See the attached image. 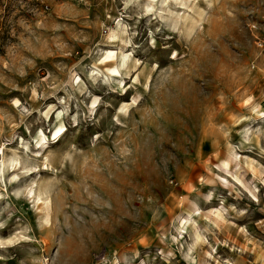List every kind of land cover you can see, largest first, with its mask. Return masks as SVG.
I'll use <instances>...</instances> for the list:
<instances>
[{
	"label": "rangeland",
	"instance_id": "1",
	"mask_svg": "<svg viewBox=\"0 0 264 264\" xmlns=\"http://www.w3.org/2000/svg\"><path fill=\"white\" fill-rule=\"evenodd\" d=\"M3 157L0 264H264V0H0Z\"/></svg>",
	"mask_w": 264,
	"mask_h": 264
},
{
	"label": "bare ground",
	"instance_id": "2",
	"mask_svg": "<svg viewBox=\"0 0 264 264\" xmlns=\"http://www.w3.org/2000/svg\"><path fill=\"white\" fill-rule=\"evenodd\" d=\"M154 1V0H153ZM169 0H159V2H160V7L163 5V4H165V3H167ZM114 53H115V50H113V49H109V50H107L106 51V53H105V56L104 57H106V58H109V57H111V56H113L114 55ZM115 70H117V68H115ZM62 131V125H60L59 127H57L56 129H55V131H54V134H56V135H58V134H60V132ZM11 161H16L17 160V153H14L12 156H10V158H9ZM5 166H6V161H5V159H4V157H3V160H2V163H1V174L2 175H4L5 174ZM220 167H222L224 170H226V171H228L230 174H232L236 179H238V180H241V181H243L242 179H240V177H239V175L237 174V173H235L233 170L231 171V169H230V167L227 165V164H225V163H222V164H220ZM221 179H222V182L224 183V181L225 182H229L228 181V179L226 178V177H224V176H221ZM244 182V181H243ZM245 185H246V183H244ZM247 186V185H246ZM248 187V186H247ZM44 191L42 192H39V194H38V198H42L40 195H41V193H43V194H45L47 191H48V188L46 187V185H44ZM253 194H254V196L256 197L255 199L257 200L258 199V197L256 196V194L254 193V192H252ZM42 203H43V207H42V209H43V220L44 221H46V222H49L50 220H49V209H50V203H49V200H47V199H43V201H42ZM196 237L198 238V239H200V234H198L197 233V235H196Z\"/></svg>",
	"mask_w": 264,
	"mask_h": 264
},
{
	"label": "built area",
	"instance_id": "3",
	"mask_svg": "<svg viewBox=\"0 0 264 264\" xmlns=\"http://www.w3.org/2000/svg\"><path fill=\"white\" fill-rule=\"evenodd\" d=\"M264 225V224H263ZM264 242V241H263Z\"/></svg>",
	"mask_w": 264,
	"mask_h": 264
}]
</instances>
